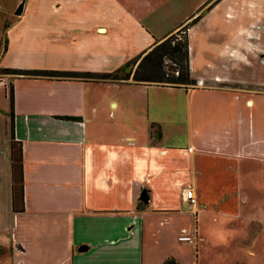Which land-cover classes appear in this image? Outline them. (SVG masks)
Masks as SVG:
<instances>
[{"label":"crops","instance_id":"0c3cea01","mask_svg":"<svg viewBox=\"0 0 264 264\" xmlns=\"http://www.w3.org/2000/svg\"><path fill=\"white\" fill-rule=\"evenodd\" d=\"M196 17L188 89L0 75L7 112L13 85L22 144L24 212L12 213L11 235L21 264H195L178 236L195 239L199 255L209 168L224 178L220 215L252 228V199L241 196L264 175V69L253 46L264 0H0V69L111 73ZM5 145L0 216L12 212Z\"/></svg>","mask_w":264,"mask_h":264},{"label":"rangeland","instance_id":"374dc122","mask_svg":"<svg viewBox=\"0 0 264 264\" xmlns=\"http://www.w3.org/2000/svg\"><path fill=\"white\" fill-rule=\"evenodd\" d=\"M256 35L257 37L253 44L255 63L256 67L261 65L264 69V33H261L259 36L258 34ZM183 36V33L178 34L179 38H183ZM4 43L5 42L2 44ZM0 51L2 52L3 48ZM256 70L259 74L262 72L258 68H256ZM0 75L9 76L8 74H4L1 69ZM179 101L180 100L177 99V102ZM3 105L4 93L0 92V151H3V155L0 154V162H2L5 154H7L5 144L9 138V111L7 112V109L3 108ZM178 107L180 108L179 105ZM179 108H175V112H177ZM177 115L178 114H176V116ZM178 131H181L179 126L177 127V132ZM219 173L220 171L218 168H209V172L204 178L206 181L204 185L206 186V190L203 193V197L206 206L209 205V209L206 211L209 215L205 213V216H207L205 220L207 222L204 223L201 230L202 238L200 240L199 255L196 254L195 245H193L197 243L195 239L193 244L188 242L184 243L187 246L183 247L182 252L188 253L185 255L186 259L188 258L189 261H194L195 264H264V216H262L260 214L261 211L257 209L258 205H264V175L260 173L255 176L254 186H252L253 190L249 189V195L244 194L241 196L245 201L250 197L252 199L249 206L243 203L246 210L248 207V210L254 207L252 209L255 215L253 226L246 232L244 226L237 218L230 217V219H227L220 215L222 213L220 212L222 211L221 200L225 194L224 192H218L219 187L217 186L219 185H217V178L221 180L224 179L222 176L217 175ZM227 196L232 197L231 202L236 201L239 203L238 198L240 199V196L236 198L232 193H227L226 197ZM12 216V212L10 215L6 212V214L0 216V246L8 245V239L10 241V244L4 247L6 250H0V264H21L20 255L14 250L12 251L11 246V235L14 232L15 226ZM232 224L235 226H231ZM3 228H5V230H3ZM171 244L175 245L173 240H169L168 245L171 246ZM175 251L179 250L175 249Z\"/></svg>","mask_w":264,"mask_h":264},{"label":"trees","instance_id":"16d2710c","mask_svg":"<svg viewBox=\"0 0 264 264\" xmlns=\"http://www.w3.org/2000/svg\"><path fill=\"white\" fill-rule=\"evenodd\" d=\"M20 12L21 8L17 10V14H20ZM198 18L196 17L190 23L182 26L172 35L161 40H155L149 49L138 54L111 73L98 74L17 68H3L1 70L4 74L19 77L91 79L112 83H121L132 79L137 85L154 84L161 87L188 89L189 86L196 84L190 71L188 29ZM179 33H183V38L178 37ZM3 46L4 52L6 48L4 44ZM7 95L9 100L11 210L13 214H21L24 212L22 144L14 135V90L11 83L8 85ZM66 119L73 118L67 117ZM165 264L173 263L171 260H167Z\"/></svg>","mask_w":264,"mask_h":264},{"label":"built area","instance_id":"2783aa9c","mask_svg":"<svg viewBox=\"0 0 264 264\" xmlns=\"http://www.w3.org/2000/svg\"><path fill=\"white\" fill-rule=\"evenodd\" d=\"M183 196H184L185 201L190 206H192L196 203V198H195V195H194V192L192 189H190V188L184 189ZM178 241L186 242V243L188 242L190 244H192L194 242L193 238L189 234H187L186 232H183L182 234H180L178 236Z\"/></svg>","mask_w":264,"mask_h":264},{"label":"water","instance_id":"95a60500","mask_svg":"<svg viewBox=\"0 0 264 264\" xmlns=\"http://www.w3.org/2000/svg\"><path fill=\"white\" fill-rule=\"evenodd\" d=\"M141 200H143V201H146L147 200V198H146V195L145 194H142V196H141ZM86 248L85 247H83L81 250H85Z\"/></svg>","mask_w":264,"mask_h":264}]
</instances>
